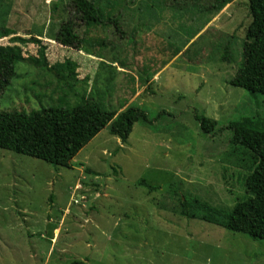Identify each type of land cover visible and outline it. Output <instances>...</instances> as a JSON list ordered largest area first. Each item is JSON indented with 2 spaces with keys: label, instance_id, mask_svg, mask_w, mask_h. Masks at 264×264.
Returning a JSON list of instances; mask_svg holds the SVG:
<instances>
[{
  "label": "rangeland",
  "instance_id": "1",
  "mask_svg": "<svg viewBox=\"0 0 264 264\" xmlns=\"http://www.w3.org/2000/svg\"><path fill=\"white\" fill-rule=\"evenodd\" d=\"M1 2L10 11H0V31L12 33L0 36V45L20 46L25 61L0 111L29 113L60 105L63 96L72 105L85 96L108 111L141 107L153 123H136L126 143L105 127L71 167L0 148V264H264L263 239L189 219L180 199L231 209L245 195L253 164L226 126L264 115V94L230 83L252 20L249 0H231L206 25L172 17L162 0H135L123 8L128 38L112 34L113 22L83 34L92 53L57 40L62 22L74 16L69 0ZM102 39L116 47L100 48ZM227 43L231 62L222 59ZM40 45L47 46L45 62ZM67 60L78 65L76 79L57 66ZM197 111L218 120L214 134L201 132ZM140 179L159 188L150 191Z\"/></svg>",
  "mask_w": 264,
  "mask_h": 264
},
{
  "label": "trees",
  "instance_id": "2",
  "mask_svg": "<svg viewBox=\"0 0 264 264\" xmlns=\"http://www.w3.org/2000/svg\"><path fill=\"white\" fill-rule=\"evenodd\" d=\"M134 2L135 0H69L74 16L62 22L57 40L63 45L92 53L89 47L91 43L83 34L94 26L101 25L108 29L111 22L116 26L115 30H111L114 36L128 38L125 27L129 23L126 22L123 10H129ZM230 2L231 0H162L160 4L172 17L189 16L206 25ZM2 5L0 0V11L8 14L10 9L6 10ZM248 5L252 20L246 32L242 63L230 83L251 94H264V0H249ZM202 26L200 24L190 29L187 42L200 32ZM11 33V30L3 26L0 36ZM14 40L41 43L36 37L17 36ZM97 42L103 49L116 47L109 39ZM46 49V45L39 46L38 60L46 61ZM224 50L222 59L233 61L229 43ZM20 61H25L20 46L0 45V97L17 77L16 65ZM57 66L64 72L67 71L65 78L76 79L78 65L75 62L67 60ZM114 71L116 73L119 70L114 68ZM108 80L110 82L111 78ZM195 118L205 135H212L217 131L218 120L199 111L195 113ZM136 123L152 124L153 121L148 112L138 106L129 105L121 107L119 111H108L98 99L84 96L72 105L68 103L67 96H63L60 105L42 107L29 113L0 111V148L38 158L56 167H71L77 153L105 127L109 126L111 133L120 137L122 143H126ZM226 129L231 133V140L248 151L253 164L244 176L245 195L231 209L181 195L182 213L189 219H203L230 231L244 233L252 239L264 240V115H242L231 120ZM112 172L116 170L113 169ZM138 182L150 191L159 188L144 179ZM72 264L85 262L76 260Z\"/></svg>",
  "mask_w": 264,
  "mask_h": 264
},
{
  "label": "crops",
  "instance_id": "3",
  "mask_svg": "<svg viewBox=\"0 0 264 264\" xmlns=\"http://www.w3.org/2000/svg\"><path fill=\"white\" fill-rule=\"evenodd\" d=\"M226 7H227V6H226ZM226 7H225V8H226ZM225 8H224V9H225ZM224 9H223V10H224ZM223 10L221 11V13H223Z\"/></svg>",
  "mask_w": 264,
  "mask_h": 264
}]
</instances>
